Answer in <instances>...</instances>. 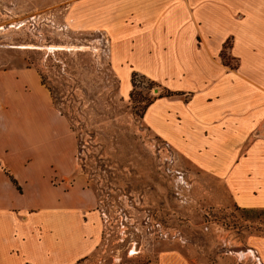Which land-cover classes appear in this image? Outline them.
I'll list each match as a JSON object with an SVG mask.
<instances>
[{"label":"rangeland","instance_id":"rangeland-1","mask_svg":"<svg viewBox=\"0 0 264 264\" xmlns=\"http://www.w3.org/2000/svg\"><path fill=\"white\" fill-rule=\"evenodd\" d=\"M201 1L0 0V144L35 172L47 144L71 156L69 128L75 176L95 194L102 226L76 264H264L250 243L264 236V208L238 206L222 178L145 124L166 91L132 69L140 58L129 62L157 46L161 3L196 14Z\"/></svg>","mask_w":264,"mask_h":264},{"label":"crops","instance_id":"crops-1","mask_svg":"<svg viewBox=\"0 0 264 264\" xmlns=\"http://www.w3.org/2000/svg\"><path fill=\"white\" fill-rule=\"evenodd\" d=\"M162 4L157 46L129 59L140 58L143 69H132L172 92L153 99L144 122L222 178L238 206L264 208V0H202L196 14L188 4L182 13ZM133 73L122 74L126 84ZM64 125L71 156L47 144L50 156L37 158L35 172L29 158L0 144V264H76L99 243L97 199L75 176V142ZM250 243L264 262V236Z\"/></svg>","mask_w":264,"mask_h":264},{"label":"trees","instance_id":"trees-1","mask_svg":"<svg viewBox=\"0 0 264 264\" xmlns=\"http://www.w3.org/2000/svg\"><path fill=\"white\" fill-rule=\"evenodd\" d=\"M164 90L166 91V93H161L162 95H171V94H172V92L169 91L168 89H164ZM152 101H153V100H152ZM152 101H151V102H152ZM151 102H150V103H151ZM150 103H149V104H150ZM149 104H148V105H149ZM147 107H148V106H147Z\"/></svg>","mask_w":264,"mask_h":264}]
</instances>
